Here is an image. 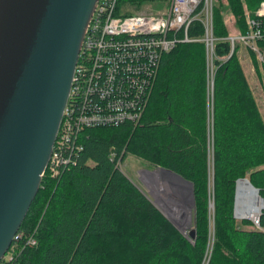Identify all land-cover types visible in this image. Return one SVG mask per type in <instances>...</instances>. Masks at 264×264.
Here are the masks:
<instances>
[{
  "label": "trees",
  "instance_id": "obj_1",
  "mask_svg": "<svg viewBox=\"0 0 264 264\" xmlns=\"http://www.w3.org/2000/svg\"><path fill=\"white\" fill-rule=\"evenodd\" d=\"M145 1L152 0H120L118 8L126 15L130 4ZM262 1L213 0L214 34L230 33L226 9L244 32L247 16ZM188 32L201 36V23L193 21ZM215 51L211 95L203 43L182 42L162 56L137 123L82 131L73 164L58 178L42 176L7 251L13 256L9 263L202 264L212 217L207 264H264V210L258 225L233 215L237 179L247 178L264 198V117L236 52L227 58L225 41ZM252 58L264 82V66ZM129 156L137 167H162L192 183L194 238L181 233L120 170ZM30 237L35 244L26 242Z\"/></svg>",
  "mask_w": 264,
  "mask_h": 264
},
{
  "label": "water",
  "instance_id": "obj_2",
  "mask_svg": "<svg viewBox=\"0 0 264 264\" xmlns=\"http://www.w3.org/2000/svg\"><path fill=\"white\" fill-rule=\"evenodd\" d=\"M96 2L0 0V260L38 191L62 121L85 27ZM157 171L170 178L150 179L153 197L159 192L155 188L158 181L168 186L188 183L190 206L194 205L190 181L162 167L148 174ZM241 179L259 193L247 178L237 179L235 217L237 182ZM167 192L175 200L174 193ZM189 234L194 236V230Z\"/></svg>",
  "mask_w": 264,
  "mask_h": 264
},
{
  "label": "built area",
  "instance_id": "obj_3",
  "mask_svg": "<svg viewBox=\"0 0 264 264\" xmlns=\"http://www.w3.org/2000/svg\"><path fill=\"white\" fill-rule=\"evenodd\" d=\"M154 1L159 0L143 2L139 12H133L129 3L125 10L130 13L123 15L118 8L120 0H97L84 31L68 101L48 161L49 177L58 178L73 164L82 149L79 137L84 129L137 123L141 119L162 56L177 44L203 43L210 94L219 41L228 43L227 58L243 45L264 64V49L260 46L264 43V0L247 16L244 32L224 37L214 34L213 0H165L163 7H157L158 2L148 3ZM151 5L155 11L142 12ZM193 21L201 23L203 32L199 37L189 35ZM26 242L36 241L30 237ZM12 261V253L6 252L0 264Z\"/></svg>",
  "mask_w": 264,
  "mask_h": 264
},
{
  "label": "bare ground",
  "instance_id": "obj_4",
  "mask_svg": "<svg viewBox=\"0 0 264 264\" xmlns=\"http://www.w3.org/2000/svg\"><path fill=\"white\" fill-rule=\"evenodd\" d=\"M260 44H262V43H260ZM247 51L251 52L250 50H247ZM206 69H207V62H206ZM214 76H215V73H214ZM206 80H207V70H206ZM213 82H214V78H213ZM71 85H72V82H71ZM207 86H208V83H207ZM208 92H209V86H208ZM69 93H70V91H69ZM209 95H211V94L209 93ZM64 110H65V108H64ZM63 115H64V112H63ZM63 115H62V118H63ZM104 127H107V126H104ZM91 128H93V127H91ZM121 165H122V163L119 164L120 170H121ZM45 172L47 173V166H46V169H45L43 175L45 174ZM154 177H156V178H170L168 175H166L164 172H161V171L155 172L154 175H150V174L145 175V177H144L145 179L143 180V183L147 187L148 192H149V187H152L150 179L154 178ZM155 188H156V190L159 191L158 193L156 192L157 194L155 195V197H156V201L159 203L161 209L163 208L164 212L169 216V218L174 223H176L179 227L184 228L189 222V208L191 205V191H190L189 184L188 183H179L176 186V185L170 183L168 186L166 183H162V182L158 181V184H157V186H155ZM160 188H163V189H160ZM160 190H162V191H160ZM167 191L174 193L173 196H174L175 200L171 199V197L168 196ZM149 194H150V192H149ZM233 210H234V208H233ZM262 210H264V199L259 196V193H257L249 185V183L246 180H244V179L238 180V182H237V200H236V204H235V215H236V217L235 216L234 217L235 218H247V219L252 220L255 225H258V221H259L258 216H260ZM5 255H6V253H5Z\"/></svg>",
  "mask_w": 264,
  "mask_h": 264
},
{
  "label": "rangeland",
  "instance_id": "obj_5",
  "mask_svg": "<svg viewBox=\"0 0 264 264\" xmlns=\"http://www.w3.org/2000/svg\"><path fill=\"white\" fill-rule=\"evenodd\" d=\"M155 2H158V1L148 2V3H155ZM165 4H166V1H165L164 4H160L159 3L157 5V7H163V6H165ZM123 8H125V7H123ZM142 8H143V6L133 7L131 9H132L133 12H139V11H141ZM151 11H155L154 6H152V5L149 6V9L142 10V12H151ZM162 11H164V10H162ZM224 16H228L229 19H230L228 21L229 26H230V33H235L236 31H238L236 29L235 25H234L233 16L231 15V13L227 9L224 11ZM234 52H236V54L238 55L242 65H243V70H244V72H245V74H246V76L248 78V81H249V84H250L251 88L253 89V93L256 96V99H257V101H258V103H259V105L261 107L262 115L264 117V82L261 80L262 79L261 77H258L256 75V69H255V65L253 63V58H252V54L253 53L247 51V49L243 45H238ZM254 57H255V55H254ZM255 59H256V57H255ZM258 63L260 65L262 64L259 61H258ZM262 65L264 66V64H262ZM214 69L216 71L215 62H214ZM141 167L142 166L137 167L135 158L129 156V157H127V159L125 161L122 162L121 170L133 181V183L135 185H137V187H139L146 194V196L155 205V207L163 215H165L167 217V219L172 223V220L164 212L163 208L161 209L159 203L156 201V198L149 194L147 187L143 183V180L145 179L144 178L145 175L143 174L144 172H141L142 170H145V169H143ZM148 171H152V170H148ZM141 177H143V178H141ZM193 197H194V195H193ZM209 202H210V206H212V200H209ZM193 207H194V205L190 206V208H189V211H190V222H188V224L184 228L179 227L174 222L173 223L175 225L172 223L181 233H183L185 235L188 234V236L190 238H194L195 237V229L193 228V216H194ZM209 219H210V222H209V243H208L207 250H206L207 256H206V259L202 262V264H207V262H208L209 253H210L212 240H213V221H212V217L211 218L209 217ZM237 219H241V218H237ZM192 229L194 230V236H191L189 234V232Z\"/></svg>",
  "mask_w": 264,
  "mask_h": 264
},
{
  "label": "flooded vegetation",
  "instance_id": "obj_6",
  "mask_svg": "<svg viewBox=\"0 0 264 264\" xmlns=\"http://www.w3.org/2000/svg\"><path fill=\"white\" fill-rule=\"evenodd\" d=\"M141 172H144L143 173L144 175H147L148 174V170H142ZM141 178H143V177H141Z\"/></svg>",
  "mask_w": 264,
  "mask_h": 264
},
{
  "label": "crops",
  "instance_id": "obj_7",
  "mask_svg": "<svg viewBox=\"0 0 264 264\" xmlns=\"http://www.w3.org/2000/svg\"><path fill=\"white\" fill-rule=\"evenodd\" d=\"M258 102V101H257ZM259 104V103H258ZM259 107H260V105H259ZM260 110H261V107H260Z\"/></svg>",
  "mask_w": 264,
  "mask_h": 264
}]
</instances>
